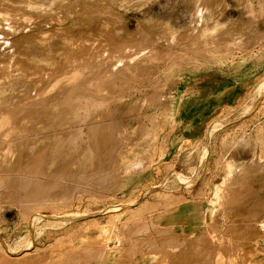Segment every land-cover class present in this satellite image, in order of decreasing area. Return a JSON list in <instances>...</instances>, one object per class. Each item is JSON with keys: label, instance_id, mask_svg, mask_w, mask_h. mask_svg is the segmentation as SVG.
<instances>
[{"label": "rangeland", "instance_id": "obj_1", "mask_svg": "<svg viewBox=\"0 0 264 264\" xmlns=\"http://www.w3.org/2000/svg\"><path fill=\"white\" fill-rule=\"evenodd\" d=\"M4 177L0 264H264V0H0Z\"/></svg>", "mask_w": 264, "mask_h": 264}, {"label": "bare ground", "instance_id": "obj_2", "mask_svg": "<svg viewBox=\"0 0 264 264\" xmlns=\"http://www.w3.org/2000/svg\"><path fill=\"white\" fill-rule=\"evenodd\" d=\"M190 101V100H189ZM216 104V103H215ZM211 107H212V104H211ZM214 108V107H213ZM208 114H210V113H208ZM212 114V115H211ZM209 116L211 117H213L214 116V114H215V112L214 111H212V113H211ZM209 116H206L207 118L209 117ZM209 117V118H210ZM212 117H211V119H212ZM208 118V119H209ZM210 121H212V120H210ZM216 122L214 121V122H212V124H210V128L212 127V125L213 124H215ZM209 128V129H210ZM76 132H78V133H81L80 131H76ZM208 132H209V130H208ZM207 132V133H208ZM82 134V133H81ZM43 142V139L42 138H40V139H37V140H34L33 141V150H37V148H38V146L41 144ZM76 142V139H74V143ZM70 149L72 148L71 147V145L69 144V145H67ZM50 168L51 167H54V164L53 165H50L49 166ZM10 179V177H4V178H0V185H2L3 184V182H5V181H8ZM29 181H31V182H33V181H38V178L35 176V175H33V176H30L29 177ZM114 207V206H113ZM114 208H116V207H114ZM113 208V209H114ZM110 209H109V207H106V208H104V210L102 211V212H105V213H107L108 211H109ZM102 212H100V213H95V214H90V215H88V216H86V217H93V216H95V215H101L102 214ZM33 219H36V220H39L40 219V217L37 215V214H35L34 215V217H33ZM48 220H51V219H53L52 217H48L47 218ZM3 260L4 259H2V258H0V261L1 262H3Z\"/></svg>", "mask_w": 264, "mask_h": 264}]
</instances>
